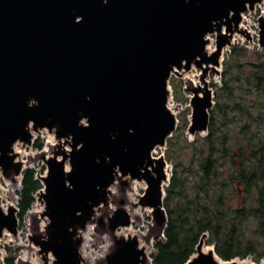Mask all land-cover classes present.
Instances as JSON below:
<instances>
[{
    "label": "water",
    "instance_id": "water-1",
    "mask_svg": "<svg viewBox=\"0 0 264 264\" xmlns=\"http://www.w3.org/2000/svg\"><path fill=\"white\" fill-rule=\"evenodd\" d=\"M263 3L0 0V173L21 177L22 185L25 166L15 147L33 146L45 130L57 140L40 154L47 166L45 175L38 173L46 224L30 241L41 264H92L83 251L96 223L112 239L96 264H151L139 236L121 231L132 227L128 208L141 205L152 214L148 239H165L172 172L164 155L152 153L165 149L178 129L168 106L170 80L201 69L200 82L185 89L192 111L187 134H207L216 96L208 73H221L235 35L253 41L242 14ZM259 29L264 47V18ZM213 34L216 50L209 52ZM135 181L147 185L137 203L128 197ZM3 207L0 196V242L5 233H19V208ZM208 238L204 233L186 264H239L220 261L215 246L205 251Z\"/></svg>",
    "mask_w": 264,
    "mask_h": 264
},
{
    "label": "trees",
    "instance_id": "trees-1",
    "mask_svg": "<svg viewBox=\"0 0 264 264\" xmlns=\"http://www.w3.org/2000/svg\"><path fill=\"white\" fill-rule=\"evenodd\" d=\"M250 56L257 61H245L248 50L240 45L225 56L208 133L189 141L176 133L179 122L168 139L166 155L174 164L165 188L168 223L153 264H186L204 233L223 261L264 258V49ZM33 147L44 144L38 138ZM37 174L23 173L20 223L43 188Z\"/></svg>",
    "mask_w": 264,
    "mask_h": 264
},
{
    "label": "rangeland",
    "instance_id": "rangeland-1",
    "mask_svg": "<svg viewBox=\"0 0 264 264\" xmlns=\"http://www.w3.org/2000/svg\"><path fill=\"white\" fill-rule=\"evenodd\" d=\"M241 38V37H240ZM244 38V37H243ZM239 40V39H238ZM244 44H242V40H239V45L246 48L248 50L249 58H247L245 61H257L256 57L250 56L253 52L261 51L264 49H250L247 48L249 43L244 38ZM210 43L208 46H210V49L213 51L216 46V36L213 35L209 39ZM247 42V43H246ZM248 44V45H247ZM207 46V47H208ZM229 54L228 51H225V56ZM223 63V62H222ZM220 70V74H216L215 71L211 70L208 73L207 81L209 82V85L214 91H216V85L221 86L222 84V78L221 74L223 72V66L218 68ZM194 73V74H193ZM202 74V71L200 68L193 66L190 71L186 72L182 76H173L170 81V86L172 90L175 89V92L173 93L174 99L176 103L178 104V119L180 122V127L182 126V130H178L176 133L179 135H183V137L188 138L189 141H192L194 139V136L190 135L188 136L187 130L188 126L190 124L191 119V107H190V93H186L185 89L188 87V84L191 82L198 84L200 82V76ZM177 96V97H176ZM180 105V106H179ZM181 131V132H180ZM176 134V135H177ZM206 135V134H205ZM35 140L40 138L44 144V147L42 150H38L31 147H22L21 144H18L16 148L19 153L16 152L17 158L16 161L23 162L26 169H34L37 173H40L41 175H45L47 172V166L45 165L44 161L40 157V154L43 151H50L51 145H56L57 140L54 135H51L48 133L47 130L43 131L41 134H35ZM203 136V135H202ZM167 152V146L166 149L157 150V155L155 156H161L164 155L168 165L173 168L174 164L171 160L167 158L166 155ZM179 156L185 157L186 153L179 152ZM138 182V181H137ZM147 185L137 183L136 184V191L142 195L146 189ZM0 188L3 190L0 191V196L2 198L3 206L5 205L8 207V205L12 204L16 207H18V201H19V192L22 189L21 185V177L15 181L7 180L2 173H0ZM118 192V191H117ZM139 195V196H140ZM119 196V195H118ZM136 200V198H134ZM139 200V197H138ZM144 208V207H143ZM142 211L144 212L142 217L137 218V225L136 223L133 224L134 229L140 228L141 230H146L147 235L145 238V242L149 243L152 241L151 244V252H150V259L151 256L155 252V240L153 237L148 239L147 237L150 234V228L151 225H153L152 220V214L150 211L145 210V208ZM45 210V204L40 201L39 196L37 194L35 203L32 205L31 209L26 213L24 216L22 223L19 221V233L17 237H9L10 239H3L0 242V264H9L7 263V259H14V264H41L42 258L38 254L39 248L34 245L30 241V236L33 235V233H36L38 231H42L43 227L45 226L46 222L45 219L41 216L42 212ZM21 224V225H20ZM123 231V230H122ZM155 231V230H154ZM88 239L85 234L86 244H87V254H89L90 260L92 261V264H96L101 258L105 256V254L108 252L112 239L109 233L103 228L100 227L97 223L93 224L88 229ZM214 245H207L205 246V251H207L208 248L212 247ZM10 248L11 252H7V249ZM217 258L223 262L221 258L217 256ZM51 259L53 257L51 256ZM238 262H245L246 264H259V262H256L254 259V256H249L247 259L241 260L239 258H236ZM264 261V258L261 260ZM260 261V262H261ZM152 264V259H151Z\"/></svg>",
    "mask_w": 264,
    "mask_h": 264
},
{
    "label": "built area",
    "instance_id": "built-area-1",
    "mask_svg": "<svg viewBox=\"0 0 264 264\" xmlns=\"http://www.w3.org/2000/svg\"><path fill=\"white\" fill-rule=\"evenodd\" d=\"M242 22H241V26L246 29L252 36L253 41L250 42L249 40H246L249 45L247 48L250 49H261L263 48L260 45V40H259V20L260 18H264V3L262 5L258 4L256 5L254 11H250L248 10L247 12L242 14ZM214 35V34H213ZM213 35H209L207 38L210 39L211 36ZM242 40V44H244V38H240L239 36H236V43L239 44V40ZM246 42V43H247ZM171 97L169 99L168 102V106L169 108L175 113L178 112L179 108H178V104L176 103L174 96H173V90H171ZM180 106V105H179ZM160 149L162 150V148H157L154 150L153 155H157V150ZM163 151V150H162ZM158 157V156H156Z\"/></svg>",
    "mask_w": 264,
    "mask_h": 264
},
{
    "label": "bare ground",
    "instance_id": "bare-ground-1",
    "mask_svg": "<svg viewBox=\"0 0 264 264\" xmlns=\"http://www.w3.org/2000/svg\"><path fill=\"white\" fill-rule=\"evenodd\" d=\"M208 51L209 52H212V50L210 49V46H208ZM194 74V73H193ZM175 114L176 115H178V112H175ZM17 147H15V151L17 152V153H19L20 151H18L17 149H16ZM169 164V163H168ZM137 183H141V184H145L146 185V183L145 182H137V181H135L134 182V184H133V187H132V190L131 191H129L128 192V197H129V200H130V202H135V203H137L138 202V197H139V193L136 191V184ZM1 190H3L2 188H0V191ZM112 191H113V193H116L117 192V190H116V187H114L113 189H112ZM134 198H136V200L134 199ZM5 210L7 209V207L4 205V207H3ZM142 206L140 205H138L135 209H130V208H128V210L132 213V221H133V223H132V227H130V228H125V229H123V231H121L122 233H124V235L126 236V235H128V234H133V235H138L139 236V240H140V246H143V247H145V252H146V254H147V256H149L150 255V252H151V244H152V241H150V245H149V243H146L145 242V238H146V235L148 234L147 233V231L146 230H141L140 228H138L137 230L136 229H134V226H133V224L134 223H136L137 224V218L138 217H142L144 214V212L142 211ZM144 209V208H143ZM145 210H147V213H148V211H150L151 212V210L150 209H148V208H145ZM141 214H142V216H141ZM142 224V223H141ZM141 224H137V225H141ZM87 234H89L88 233V231L86 232V237H87V239H88V235ZM5 236L6 237H8V239H10L9 237H11V235L9 234V233H5ZM212 247H210V248H208L207 250H210ZM86 250H87V244H85V248H84V251H83V256L84 257H89V254H87V252H86ZM206 250V249H205ZM152 257V256H151ZM152 259V258H151ZM152 264H153V259H152ZM239 264H246L245 262H239Z\"/></svg>",
    "mask_w": 264,
    "mask_h": 264
}]
</instances>
